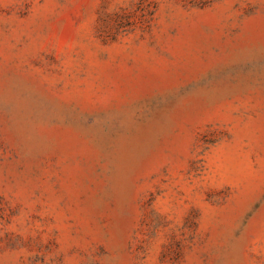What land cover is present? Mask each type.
Instances as JSON below:
<instances>
[{"label": "rangeland", "instance_id": "rangeland-1", "mask_svg": "<svg viewBox=\"0 0 264 264\" xmlns=\"http://www.w3.org/2000/svg\"><path fill=\"white\" fill-rule=\"evenodd\" d=\"M0 264H264V0H0Z\"/></svg>", "mask_w": 264, "mask_h": 264}]
</instances>
